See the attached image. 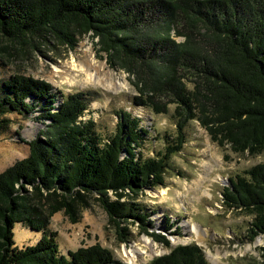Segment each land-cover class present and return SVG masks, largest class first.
I'll return each instance as SVG.
<instances>
[{
	"label": "trees",
	"instance_id": "1",
	"mask_svg": "<svg viewBox=\"0 0 264 264\" xmlns=\"http://www.w3.org/2000/svg\"><path fill=\"white\" fill-rule=\"evenodd\" d=\"M80 35L97 37L109 67L133 78L132 107L171 114L176 135L145 156L140 148L153 127L143 116L121 110L114 131L103 135L92 118H80L87 93L54 92L20 74L0 77V121L40 111L35 119L42 125L26 142L28 155L0 173V264H116L99 244L61 254L36 203L47 201V216L64 210L76 221L74 203L96 195L121 237L120 221L145 226L143 209L111 201L108 193L163 186L190 121L219 146L264 153V0H0V62L22 45L49 37L74 46ZM222 196L252 217L249 240L264 235V161L229 178ZM16 225L42 235L19 246ZM147 264L208 262L198 246L187 244Z\"/></svg>",
	"mask_w": 264,
	"mask_h": 264
},
{
	"label": "rangeland",
	"instance_id": "2",
	"mask_svg": "<svg viewBox=\"0 0 264 264\" xmlns=\"http://www.w3.org/2000/svg\"><path fill=\"white\" fill-rule=\"evenodd\" d=\"M97 41V37L80 35L74 46L49 37L38 40L35 46L22 45L2 59L0 77L20 74L48 84L54 92L87 93L89 105L80 118H92L103 135L114 131L121 110L143 116L153 129L140 150L145 156H152L170 140L168 136L176 135L171 114L151 115L148 110L132 107L131 97L137 95L133 78L122 69L109 67L107 55L99 51ZM87 72L93 77L88 78ZM190 79L187 76L185 81ZM39 113L9 114L0 121V173L28 155L26 142L35 138L42 128L35 119ZM185 136L186 142L171 158L163 186L147 187L137 194L123 190L115 195L109 191L111 201L137 204L147 215L145 226L132 219L120 221V226L126 228L124 237L117 234L116 224L109 219L96 195H83L74 203L76 221L64 210L47 216L44 205L47 201L41 198L40 204L36 203L38 213L45 218V231L56 237L60 253L99 244L109 249L116 264H127L125 250L132 248L138 252L134 264H147L168 253L170 248L190 244L198 246L208 264H264V235L249 240L247 230L252 217L226 205L222 196L229 178L263 162L264 153L250 156L233 152L228 145L219 146L196 121L188 123ZM162 191L164 194L159 195ZM193 225L196 231L191 229ZM41 235L20 225L14 228V239L19 246L34 244ZM156 237L166 239L169 245ZM144 238L152 240V246L145 244Z\"/></svg>",
	"mask_w": 264,
	"mask_h": 264
},
{
	"label": "bare ground",
	"instance_id": "3",
	"mask_svg": "<svg viewBox=\"0 0 264 264\" xmlns=\"http://www.w3.org/2000/svg\"><path fill=\"white\" fill-rule=\"evenodd\" d=\"M81 71H83V68L80 69ZM86 71V70H85ZM89 71V70H88ZM86 75H88V78H92L93 77V74H90V72L86 73ZM95 75V74H94ZM86 80V79H85ZM156 193V192H155ZM164 194V191L161 192V194L159 195H162ZM193 231H196L195 230V226L193 225L192 228H191ZM144 243L146 244H150L151 245V241L147 238H144ZM148 246V245H147ZM152 246V245H151ZM154 246V245H153ZM125 256H127V259H128V262L127 264H134L136 262V259H137V256H138V252L137 250L135 249H128V250H125Z\"/></svg>",
	"mask_w": 264,
	"mask_h": 264
}]
</instances>
